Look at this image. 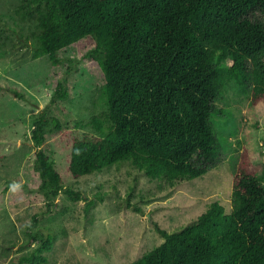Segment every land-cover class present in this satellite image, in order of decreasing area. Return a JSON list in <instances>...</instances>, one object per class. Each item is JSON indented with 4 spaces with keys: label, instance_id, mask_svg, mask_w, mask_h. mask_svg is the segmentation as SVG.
<instances>
[{
    "label": "trees",
    "instance_id": "obj_1",
    "mask_svg": "<svg viewBox=\"0 0 264 264\" xmlns=\"http://www.w3.org/2000/svg\"><path fill=\"white\" fill-rule=\"evenodd\" d=\"M254 11L264 15V0H20L16 13L36 28L35 57L48 55L58 65L60 52L76 45L104 74L106 108L91 120L94 133L73 138L69 172L81 177L129 161L172 185L207 173L220 146L212 117L222 88L232 81L244 90L252 84L254 103H264V19L252 18ZM226 58L224 71L219 61ZM73 69L58 80L53 101L69 96ZM34 123L38 145L63 128L49 108ZM35 170L50 206L62 190L82 197L65 187L42 148ZM260 170L244 148L231 212L213 201L180 230L156 224L165 239L125 264H264ZM53 242L50 233L41 237L20 263H45Z\"/></svg>",
    "mask_w": 264,
    "mask_h": 264
},
{
    "label": "rangeland",
    "instance_id": "obj_2",
    "mask_svg": "<svg viewBox=\"0 0 264 264\" xmlns=\"http://www.w3.org/2000/svg\"><path fill=\"white\" fill-rule=\"evenodd\" d=\"M19 1L0 0V264H21L20 257L49 233L54 242L42 264H125L165 239L156 224L169 232L180 230L196 222L213 201L231 212L244 148L260 171L264 167V103H254L252 84L244 90L232 81L222 88L212 117L220 146L203 176L172 185L126 161L74 177L68 170L73 138L95 131L91 120L106 108L104 74L76 45L60 52L58 65L48 55L35 57L36 28L16 13ZM250 16L264 19L259 11ZM219 62L226 71L228 58ZM70 65L69 96L53 101L57 82ZM45 108L63 128L38 145L34 122ZM41 148L61 171L65 187L82 197L62 190L48 204L35 170ZM32 233L40 238L33 240Z\"/></svg>",
    "mask_w": 264,
    "mask_h": 264
}]
</instances>
